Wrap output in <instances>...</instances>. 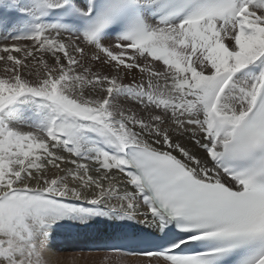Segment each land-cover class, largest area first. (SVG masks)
I'll use <instances>...</instances> for the list:
<instances>
[{"label":"snow or ice","instance_id":"6c2138e0","mask_svg":"<svg viewBox=\"0 0 264 264\" xmlns=\"http://www.w3.org/2000/svg\"><path fill=\"white\" fill-rule=\"evenodd\" d=\"M100 222L79 251L264 264V0H0V264Z\"/></svg>","mask_w":264,"mask_h":264},{"label":"bare ground","instance_id":"6f19581e","mask_svg":"<svg viewBox=\"0 0 264 264\" xmlns=\"http://www.w3.org/2000/svg\"><path fill=\"white\" fill-rule=\"evenodd\" d=\"M114 231L115 229L113 226L100 222L94 224L91 228L86 230H64L59 237V243L63 248L67 249L76 244L86 247L89 244H95L106 239ZM86 255L89 256V254ZM59 259L62 264H71L74 261L73 254L65 252L59 254ZM127 261H131L134 264H141L137 261H146V259L137 256H128Z\"/></svg>","mask_w":264,"mask_h":264},{"label":"rangeland","instance_id":"374dc122","mask_svg":"<svg viewBox=\"0 0 264 264\" xmlns=\"http://www.w3.org/2000/svg\"><path fill=\"white\" fill-rule=\"evenodd\" d=\"M81 247H84V246H80L76 244V245L70 246L69 249L64 248L65 251L63 252L73 254L74 261L71 264H134L131 261L128 262L127 261L128 256H125L121 253L120 254L119 253H100V252L85 253V252H81L78 250ZM86 254H89V256H87ZM137 262L141 264H146V261H137Z\"/></svg>","mask_w":264,"mask_h":264}]
</instances>
